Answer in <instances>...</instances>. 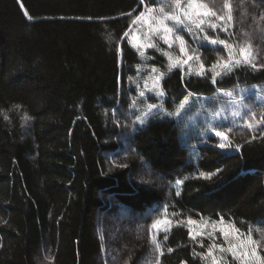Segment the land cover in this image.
I'll use <instances>...</instances> for the list:
<instances>
[{"label": "trees", "instance_id": "16d2710c", "mask_svg": "<svg viewBox=\"0 0 264 264\" xmlns=\"http://www.w3.org/2000/svg\"><path fill=\"white\" fill-rule=\"evenodd\" d=\"M139 1L0 0V264H200L182 227L162 247L153 241L164 212L229 223L264 259V102L242 101L249 129L231 115L215 126L232 153L209 137L196 163L174 121L140 127L136 62L120 67ZM195 1L229 24L210 37L244 51L249 66L184 77L151 52L170 113L189 95L264 85V0ZM195 55L206 69L229 59L220 47ZM119 212L129 220L113 219ZM115 223L133 233L128 252L110 239Z\"/></svg>", "mask_w": 264, "mask_h": 264}, {"label": "rangeland", "instance_id": "374dc122", "mask_svg": "<svg viewBox=\"0 0 264 264\" xmlns=\"http://www.w3.org/2000/svg\"><path fill=\"white\" fill-rule=\"evenodd\" d=\"M139 3L142 8L134 21L135 27L124 37L125 44L120 49V67L125 62L124 58L127 66L131 65L130 60L136 62V76L131 81L137 92L132 107L135 122L143 128L150 121H174L179 131V142L186 148L188 160L192 163L199 160V148L209 137L217 140L223 153H232L227 137L216 132L215 126L230 120L233 125L249 129V121L242 119V101L255 96L257 101L264 102V85L247 86L233 92L217 90L210 97L189 95L175 112L170 113L163 106L165 94L161 82L166 74L151 65L153 57L150 54L155 52L165 60L168 73L180 70L184 77L210 73L216 80L224 73L249 66L248 55L244 51L234 48L229 40L212 38L208 33H226L230 29L229 24L215 19L195 0H140ZM22 11L29 21L23 8ZM201 46L223 48L229 58L227 63L209 69L199 66L196 60L199 55L195 53L200 52ZM128 54L132 59L126 58ZM260 127L258 124L256 129ZM144 172L148 175L147 170ZM176 186L180 190L182 183ZM120 217L129 220L120 212L113 219ZM175 227L187 231L191 244L198 248L196 256L200 264H264L248 235L240 233L229 223L205 216L193 218L188 214L164 212L152 227L153 241L162 247L166 239L161 237ZM119 228L115 223L109 236L111 240L118 239L119 250L125 253L128 248L122 241L125 242L126 236L131 237L133 233L125 228L120 232ZM98 234L102 242L100 228Z\"/></svg>", "mask_w": 264, "mask_h": 264}]
</instances>
